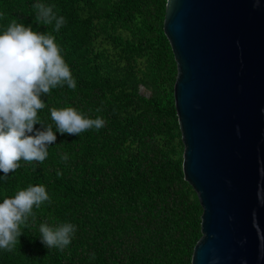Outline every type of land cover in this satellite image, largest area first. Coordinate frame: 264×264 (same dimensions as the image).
I'll return each instance as SVG.
<instances>
[{"label":"trees","instance_id":"1","mask_svg":"<svg viewBox=\"0 0 264 264\" xmlns=\"http://www.w3.org/2000/svg\"><path fill=\"white\" fill-rule=\"evenodd\" d=\"M34 3L52 6L65 23L58 31L54 22L37 25ZM166 4L0 0V30L16 22L52 35L76 81L74 90L58 86L44 97L42 123L55 131L49 109L66 107L104 120L79 136L56 133L45 161L21 160L0 181V200L35 184L49 195L20 226L12 251L0 250V264H191L202 209L182 170ZM42 223L75 225L70 244L45 248Z\"/></svg>","mask_w":264,"mask_h":264},{"label":"water","instance_id":"2","mask_svg":"<svg viewBox=\"0 0 264 264\" xmlns=\"http://www.w3.org/2000/svg\"><path fill=\"white\" fill-rule=\"evenodd\" d=\"M163 31L202 209L191 264H264V0H167Z\"/></svg>","mask_w":264,"mask_h":264},{"label":"clouds","instance_id":"3","mask_svg":"<svg viewBox=\"0 0 264 264\" xmlns=\"http://www.w3.org/2000/svg\"><path fill=\"white\" fill-rule=\"evenodd\" d=\"M36 22L47 26L54 22V31L65 23L52 6L34 3ZM55 38L46 32L33 30L32 25L10 23L0 30V181L20 166L19 161L43 162L56 133L79 136L89 129H100L104 120L90 118L73 107L50 108L53 125H45L38 118L44 109V97L58 86L77 87L69 65L65 62ZM99 111V109H97ZM40 125V127H34ZM62 161L67 154L60 156ZM59 176L60 173L57 172ZM49 200L43 184L29 185L12 197L0 200V250L11 252L18 241L23 225L32 214ZM75 225L62 223L39 226L40 243L47 249L63 250L71 242ZM94 258V255H93Z\"/></svg>","mask_w":264,"mask_h":264},{"label":"rangeland","instance_id":"4","mask_svg":"<svg viewBox=\"0 0 264 264\" xmlns=\"http://www.w3.org/2000/svg\"><path fill=\"white\" fill-rule=\"evenodd\" d=\"M140 92H141V94L143 95V96H145V97H148L149 96V93L148 92H146L144 89H140Z\"/></svg>","mask_w":264,"mask_h":264}]
</instances>
